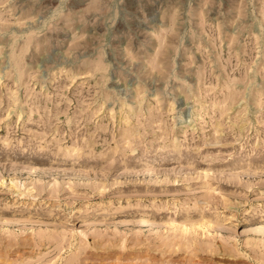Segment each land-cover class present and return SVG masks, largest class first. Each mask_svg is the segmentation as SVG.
<instances>
[{"label":"rangeland","instance_id":"obj_1","mask_svg":"<svg viewBox=\"0 0 264 264\" xmlns=\"http://www.w3.org/2000/svg\"><path fill=\"white\" fill-rule=\"evenodd\" d=\"M0 264H264V0H0Z\"/></svg>","mask_w":264,"mask_h":264}]
</instances>
